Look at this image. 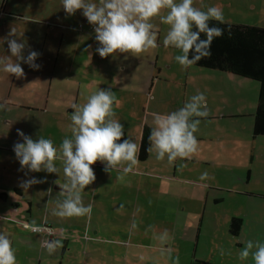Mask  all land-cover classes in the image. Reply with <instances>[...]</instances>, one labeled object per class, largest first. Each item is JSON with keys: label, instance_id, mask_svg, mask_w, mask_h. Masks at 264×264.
<instances>
[{"label": "rangeland", "instance_id": "rangeland-1", "mask_svg": "<svg viewBox=\"0 0 264 264\" xmlns=\"http://www.w3.org/2000/svg\"><path fill=\"white\" fill-rule=\"evenodd\" d=\"M93 2L98 3V0H93ZM176 2L179 3L180 0H176ZM203 5L220 7L226 22L264 26V0H203ZM194 7H201V0H194ZM206 7L202 10H206ZM162 13L166 14L167 10H162ZM0 17L1 20H5L4 24H0L1 50H8L7 39H16L18 42H24L27 53L36 51L34 47L41 45L43 55H49V53L57 51L54 48L56 37L63 34L66 41L60 45V56L88 57L87 55H90L88 58H101L96 52V48L99 46L98 41L95 40L96 33L94 28H88L90 24L82 15V10H77L74 15H68L63 9L62 0H0ZM78 23H82L83 27L78 28ZM152 23L157 25L159 30L158 47L139 57L118 53L97 59L102 69L95 70L96 83H94L96 85L90 87H94L92 93L98 88L111 89L114 92L116 98L121 102L119 107L114 108L116 118L124 125L126 137L131 138L134 142L137 141L136 138L140 134L142 124L154 127L156 115H164L178 110L197 92H202L205 96L207 93L201 88L200 84L202 83L198 77L195 79L198 86L190 85L191 72L188 73V70L182 69L175 61V56L179 55L180 51L164 46L163 40L169 25L161 23L158 17L153 18ZM12 29L16 30L17 35H9ZM44 32L47 35H44ZM21 33L23 34L19 35ZM167 64H169V68H164ZM191 68L201 69L202 67L193 65ZM103 69L109 71L110 80L107 81V78L100 76L104 73ZM71 72L73 71L65 69L61 73L56 68L46 72L45 81L44 78L40 79L37 85L38 88L45 87V89L36 91L38 97L36 100L33 97L30 100L32 107L0 105V192L7 194L5 201L0 197V232L9 235L12 247L15 249L17 264H48L44 261L47 257L44 250L38 256L39 251L29 250L32 244L24 242L21 236L26 233L41 234L30 229L32 222L35 221L37 226L44 225L47 220L46 214L50 217L52 209L56 207V201L59 197H63L60 189L57 188L63 183V180L59 178V173L53 176L54 173L46 171L30 172L27 168L21 169L13 150L15 143L23 142L17 129L29 135L33 140H38L40 137L51 139L58 149L65 136L71 138V132L67 130L74 111V108L71 109V107L73 104L83 105L86 103L85 100H81L82 98L76 101L72 99L74 97L73 87H75L77 78L75 73L73 76ZM81 79L82 77H79L78 80ZM151 81H155L154 85H150ZM254 83L258 85L257 81ZM256 93L254 95L255 102ZM212 97L216 98L215 95ZM206 101H208L207 108L217 105L209 101L207 97ZM242 104L245 107L246 103ZM246 118L248 116L244 115L239 119H243L245 122ZM228 127L230 126L218 118L210 119L205 123L201 121L200 132L208 134L207 128H209L211 136L205 140L198 139L199 150L195 154L197 159H189V161L177 159L175 180L173 181L161 180L157 176L150 178L137 170L128 173H124L123 169L118 171L124 174L123 180H126L131 193L135 187L143 189L148 186L169 189L166 191L173 193L165 196H147L153 199L149 205L152 210L146 211L147 217L143 216L138 205L128 202L127 207L122 209L123 207L119 203V210L125 216L120 215L111 223L117 225L124 223L126 232L130 234L129 238L124 236L126 244L128 240L132 242L140 238L137 226L148 231L152 229L150 226L152 224L158 228H164L171 235V220H174L176 224L174 244L172 245L174 252H171V255L169 252H156L154 248H149L147 258L143 259L136 257L137 252L133 248L126 253L125 258H122L119 254V246L108 243L109 246H117L116 249L108 248L107 243H100L98 244L100 248L98 254L91 253L89 254L90 258L88 254L84 253L86 251L84 250L85 241L79 235L80 238L69 240V249L65 252L62 247L51 256L48 255L51 258L50 264H75L77 262L79 264H98L101 261H103L102 264H121L122 259L125 261L124 264H172V259L176 256L179 257L180 264H254L251 256L247 260L241 261L239 252L245 247L248 240H253L249 237V232H252V235L256 237V240L253 241L264 242V198L256 193L264 194V135L259 134L252 137L245 128H237L233 135V132L229 131L232 128ZM221 132H226L225 139L218 137ZM228 132L231 133L230 137H235L234 141L226 140L229 137ZM249 147L253 148L250 161L246 158ZM200 152L205 155L204 159H200ZM207 154L213 156V159H207ZM149 158L157 167L163 169V173H166L169 165L167 157L162 165H159V161L156 160L155 153L151 154ZM147 163L151 162L147 161ZM56 164L61 172L63 167L60 161H57ZM247 169L249 170L248 179H246ZM204 171H207L212 179L200 180L201 173ZM52 176L55 179L52 180ZM31 177L43 179L42 185L47 183V179L52 180L53 184L46 203L38 207H31L32 212L30 213V207L27 205L25 197L30 196L29 192L32 187L24 189L21 186V181ZM14 186L20 188V192L24 194L23 197L18 195L17 188ZM244 189L252 190L253 193H243ZM207 193L208 195L205 196ZM38 198L42 199L41 196ZM32 199L35 200L36 196H33ZM155 199L160 202L162 199L168 201L167 203L173 207H179L181 210L155 212L161 207ZM96 200L95 196L91 215L84 216L86 221L87 218L93 220L92 218L95 216ZM137 200L142 202L141 198ZM11 208L12 216L6 217L4 211ZM35 209L38 210L37 213ZM201 212L204 214V218H201ZM234 215L240 218L241 215L247 217L246 235L244 233L239 236L237 233L232 235L226 229L228 221ZM3 217L16 221L17 228L8 226V220L1 219ZM151 217L161 220L150 219ZM55 220L57 219L53 217V221ZM24 224L29 227L24 228ZM45 225L50 227L53 232L50 238L54 236L55 240L61 239L62 235L67 236L72 233V230L65 228L63 224ZM6 226L8 227L6 228ZM112 235L114 233L109 231L104 234L103 238L113 237ZM197 238L199 240L196 256L201 255L203 248L206 250L204 258L207 260L202 262L194 260V257L191 256L193 242ZM239 241H244L241 248L237 246ZM107 248L109 249L108 255H101L105 251L107 252ZM221 248L226 253L223 256L220 255ZM176 251L180 254L176 255ZM228 252L231 254L228 255ZM38 257H41L40 262Z\"/></svg>", "mask_w": 264, "mask_h": 264}, {"label": "clouds", "instance_id": "clouds-1", "mask_svg": "<svg viewBox=\"0 0 264 264\" xmlns=\"http://www.w3.org/2000/svg\"><path fill=\"white\" fill-rule=\"evenodd\" d=\"M62 6L68 15L82 10V15L94 27L95 40L99 44L96 52L101 58L118 53L139 57L155 50L158 47L159 30L152 20L158 17L161 23L169 25L163 40L164 46L180 51L175 56V61L185 70L202 57H209L213 38L223 35L221 28L209 27V21L226 23L223 10L217 6L206 7L203 0L201 7H194V0H180L179 3L176 0H98V3L93 0H62ZM205 7L206 10H202ZM162 10H167V13H162ZM193 27L197 30L193 31ZM200 33H204L206 39H200ZM9 35H17L16 30L12 29ZM7 45L11 55L0 56V70L22 79L26 73L20 61L32 69L40 68L35 63L40 55L38 52L30 51L25 57V45L16 39H7ZM190 51L194 52L191 59ZM120 104L111 89L99 88L87 97V102L83 105L73 104L71 124L67 129L71 132V138L65 136L59 149L51 139L40 137L33 140L17 129L23 142L15 143L13 150L21 169L59 173L57 161L63 167L64 182L59 187L64 198L56 202L52 215L60 218L91 215L92 206L83 203L82 194L86 186L92 185L96 180L91 165L97 161L104 164L105 172L123 167V172L128 173L139 164L140 143L131 138L122 139L124 125L116 118L114 111ZM208 116L206 96L202 92L192 95L178 110L156 115L155 126L148 136L150 146L147 151L154 152L158 161L167 157L169 164H173L178 158L191 159L199 150V142L194 134L199 131L201 119ZM119 179L123 180V175ZM208 179L212 177L207 171L201 173L200 180ZM42 182L43 179L31 177L21 181V186L27 189ZM31 230L39 232L41 228L33 221ZM66 238L62 235L61 239L46 241L45 247L49 255L62 248V240ZM160 239L162 242L168 239L167 230ZM225 254V250L221 248L220 255ZM250 256L254 264H264V242L248 240L239 252V259L244 261ZM0 264H17L15 249L5 232H0ZM172 264H180L178 256L172 259Z\"/></svg>", "mask_w": 264, "mask_h": 264}, {"label": "crops", "instance_id": "crops-1", "mask_svg": "<svg viewBox=\"0 0 264 264\" xmlns=\"http://www.w3.org/2000/svg\"><path fill=\"white\" fill-rule=\"evenodd\" d=\"M4 23H5V20L0 19V24H4ZM88 28H89V25H88ZM62 29H64V27H62ZM44 35H47V33L44 32ZM56 39L57 41H55L54 48L57 51L53 53H49V55H43L44 53H42L41 45L34 47L36 52L40 54L35 61V63L40 65L39 69H32L28 66V64L24 63L23 61H20L21 67L24 69V72L26 73L24 78L17 79L14 75L5 73L2 70H0V105L2 106L10 105V107L19 106V107H25V108H29L30 106L32 107V105H30V100H32V97L36 100V98L38 97V93L36 91L38 90L42 91L45 89V87H43L42 89L38 88L37 86L38 82L40 81V79H43V78L45 81L46 72L48 73L49 71H53L55 68L60 70L61 73L65 69H68L69 71L70 70L73 71L71 72L73 76L75 73V77L77 79L75 80V87H73L74 97L72 99L73 101H76L77 99L82 98L81 99L82 101L85 100L87 102V96L91 95L94 89V87L93 88H90V87H92L93 85L94 86L96 85L95 84L96 83L95 82V79H96L95 70L97 68L102 69L100 63H98V60H97L101 58H88L90 57V55H87L88 57L86 56L85 57L60 56V52H59L60 45L64 44V42L66 41V38L63 36V34L62 35L60 34V36H57ZM21 43H24V42H21ZM25 47L23 51L26 57L29 52L28 53L25 52ZM1 49H0V56H10L11 55L9 50H1ZM12 59L14 60L15 58L13 57ZM168 66L169 64L165 65L164 68ZM0 68H2V66H0ZM103 70H104V73L100 74V76L101 77L104 76L105 78H107V81L110 80L109 71L106 69H103ZM187 70H188V73L191 72L192 74L190 85L196 86L197 84L195 83V79L198 77L202 83L200 84L201 88L207 92L206 93L207 99L217 104L216 106L208 108L209 116L206 119L202 118L201 121L205 123L206 121H209L210 119L218 118V120L223 121L224 123L228 124L230 126L228 128H232V130H229V131L233 132V135L237 128L239 129L245 128L246 130H248L249 134L251 135V124L253 123V112H254V108L256 107L257 93H258V85L254 83L255 81L250 80V78L248 77L237 76L230 72H221L220 70L205 69L203 67L201 69L189 67ZM79 77H82V79L78 80ZM185 80L187 81V78ZM155 81H151L150 85H154ZM157 88L159 89V86H157ZM212 88H214V90H212ZM28 91H30L31 93H27ZM255 93H256V102L254 101ZM213 95H215L216 98H213L212 97ZM206 103L208 106V101H206ZM242 103H246L245 107H243L244 104ZM71 109H73V107H71ZM244 115L248 116L245 122H243V119H239V118H242V116ZM203 126H205V124H203ZM150 127L152 128L151 125ZM200 131L201 130L199 129V131L196 134H194L197 137V139L205 140V139L210 138L211 134L209 133V128H207L208 134H205ZM230 132H228L229 137L226 140L234 141L235 137L233 136L230 137V134H231ZM226 135H227L226 132H221L218 137L225 139V137H227ZM136 140L137 141L135 142L138 143L139 142L138 135H137ZM252 149H253L252 147L248 148V152L246 156L248 161L252 160V154H251ZM153 153L154 152H151V153L148 152V155L144 160L139 159L140 160L139 164L136 167H134L132 170L140 171L142 175L150 177V178L157 176V178H160L161 180H171V181L175 180V177H174L175 176V165L177 164V160L174 162L175 164L173 165L169 164L166 170V173H163V169L157 167V165L154 164L152 159L149 158V156ZM233 155L236 156L235 154ZM199 156H201L200 159H204L205 157V155L202 154V152L199 153ZM195 158L197 159L198 157L194 155L191 159H195ZM207 159H213V156H211L210 154L209 155L207 154ZM186 160L189 161V159H183L182 161H186ZM147 161H150L151 163H147ZM164 163H165L164 160L159 161V165H162ZM91 167L93 168L94 173L96 175V180L92 185L86 186L82 196H83V203L86 206L90 204L92 206V209L94 207L93 200L95 196L97 198L96 200L97 207L95 210V216L92 218L93 220H90V218H87L88 220L86 221L85 217H72L71 219L70 218H60L52 214L49 217V215L46 214L47 220H45L44 223L48 225L50 224V226H52L53 224H63L65 228L72 230V233L68 234L66 236L67 237L66 239H63V251L65 252L66 250L69 249V240L71 238L82 237V239L85 241L84 250L86 251H84V253L88 254V256L91 253L98 254V251L100 250V248L98 247V244L100 243H107V245L109 243L111 245L119 246L120 247L119 254L120 256H122V258L123 257L125 258L126 253L130 252L133 248L136 249V252H137L136 257L143 258V259L147 258L148 253H149L148 252L149 248H154L156 252H159V251L169 252V253L174 252L172 251V245L174 244L173 239L175 238V225H176L174 220H171L172 234L170 235V233L168 232L169 239H167L165 242H162L160 239L161 235L165 232L164 228H158L155 225L150 224L152 229H149L148 231L142 230L140 229L139 226H137L140 238L132 242L128 240V242L125 244L124 238L125 237L129 238L130 234L126 232L124 223L119 224V225L111 224L115 219H118L120 215L123 214L122 211L119 210V207H118L119 203L120 205H123L122 209H125L127 207L128 202H131L132 205H138L139 209L142 211L143 216L147 217L146 211L152 210L149 208V205H150L151 200H153L152 198H149L147 196H154V195L165 196L167 194L172 195L173 193L171 191H166L169 189L156 188V186H153V187L148 186L143 189H141V187H135L133 190V193H131L126 180L119 179L120 176L124 175L121 172H118L121 169H123V167L112 169L111 172H105L104 164L99 161L91 165ZM62 172H63V169L61 170V172H59L60 174L59 178H61V180H63L64 182V175L62 174ZM56 175L57 173H54L53 176H56ZM53 176H52V180L55 179ZM248 178H249V170L247 169L246 179ZM52 180L47 179V183L44 185H42L41 183L31 185L32 190L29 192L30 196L25 197L26 202H28L27 205H29L30 207V213L32 212L31 207L33 206L38 207L39 205L46 203V201L49 198V195L51 194V191L49 190L51 189V186L53 184ZM57 188L60 189L59 186ZM19 189L20 188L16 189L18 191V195H21L23 197L24 194H22V192H20ZM227 190L230 191L229 189ZM242 192L243 193L245 192L246 194L253 193L252 190H246V189H244V191ZM256 193H258V195L264 198V194H260V192H256ZM207 195L208 193L205 194V196ZM33 196H36L35 200L32 199ZM39 196L42 197L41 200L38 198ZM6 197H7V194L3 193L2 200L5 201ZM63 198L64 197H59L58 200H62ZM138 198H141L142 202H138L137 200ZM156 201L159 203V206L161 207L159 209H156L155 212L167 211V210H170L171 212H173L175 209H177V211L181 210V208L173 207L172 205H170V203H167L168 201H165L163 199L161 200V202L158 200ZM35 210L37 213L38 210L37 209ZM11 211H12V208L4 211V214L6 215V217L12 216V214H10ZM202 212L200 213L201 214L200 216L201 218H204V214ZM122 216H125V215H122ZM6 217L5 218L3 217L1 219L8 220L9 222L8 226L12 228H17L18 223L14 221L13 219H9ZM53 217L57 220L53 221ZM234 217H238V216L234 215ZM150 219L161 220L160 218H155V217H151ZM240 219H241V225L237 231L238 236L241 235V233H244V235H246L245 233L246 224L245 223H246L247 217L241 215ZM67 221L68 223H65ZM8 226H6V228ZM228 226H229V221L226 226V229H228ZM109 231L110 232L112 231L114 233V235H112L113 237H110L111 239L103 238L104 234ZM247 232L249 231L247 230ZM22 235L23 236L21 237L24 239L23 240L24 242H27V244H32L29 250L33 249L34 251H39L38 256L44 250L45 254L47 255L44 261L50 264L51 258L49 256L51 255H49V253L47 252L45 243L43 244V241L44 240L49 241V239L50 241L55 240V237L53 236L52 238H49V239L43 238V236H45L44 233H41V234L26 233ZM79 235L80 237H78ZM240 237L241 239H243L242 236ZM249 237H251V239L253 240H256V237L252 235V232H249ZM109 239L111 240V242L109 241ZM198 240L199 239L197 238L193 242L191 256L192 258L194 257V260H197L198 262H202L204 260H207L206 258H204L206 255V250L205 248H203V250L201 251V255H199V257L196 256ZM243 242L244 241H239L237 243V246L241 248L243 246ZM86 245H87V248H86ZM117 246L108 245V248L113 247L116 249ZM108 248H107V252L105 251L103 254H101V252L99 253L103 256L108 255V252H109ZM177 254H180V252L176 251V255ZM89 257L91 258V255ZM38 259L40 262L41 257H38ZM102 262L103 261H101V263H98V264H102ZM124 262L125 261L122 259L121 264H124ZM75 264H79V263L77 262Z\"/></svg>", "mask_w": 264, "mask_h": 264}, {"label": "trees", "instance_id": "trees-1", "mask_svg": "<svg viewBox=\"0 0 264 264\" xmlns=\"http://www.w3.org/2000/svg\"><path fill=\"white\" fill-rule=\"evenodd\" d=\"M209 27L221 28L223 35L213 38L210 45L211 55L202 57L194 66L230 72L257 81L258 93L253 112L251 135L253 137L259 134L264 135V26L252 23L226 22L221 24L215 20H210ZM196 30L193 27V31ZM200 39H206V35L200 33ZM193 54L194 52L190 51L189 59L192 58ZM150 131V126L142 124L138 142V144L140 143L139 159L144 160L148 155ZM122 139H127L125 131ZM2 196L3 192H0V197ZM240 225L241 219L239 217H231L228 226L229 233L236 234Z\"/></svg>", "mask_w": 264, "mask_h": 264}, {"label": "built area", "instance_id": "built-area-1", "mask_svg": "<svg viewBox=\"0 0 264 264\" xmlns=\"http://www.w3.org/2000/svg\"><path fill=\"white\" fill-rule=\"evenodd\" d=\"M82 24H79V27H81ZM93 26L91 25V27L89 28H92ZM24 228H28L29 226L27 224H24L23 225ZM41 228V231H39L40 233H44L45 236H43V238H50L51 235H53V232L51 231L50 227L47 226V225H42V226H39ZM32 228V225L30 226V229ZM46 242V240L43 241V244Z\"/></svg>", "mask_w": 264, "mask_h": 264}, {"label": "water", "instance_id": "water-1", "mask_svg": "<svg viewBox=\"0 0 264 264\" xmlns=\"http://www.w3.org/2000/svg\"><path fill=\"white\" fill-rule=\"evenodd\" d=\"M49 241H50V239H49Z\"/></svg>", "mask_w": 264, "mask_h": 264}]
</instances>
